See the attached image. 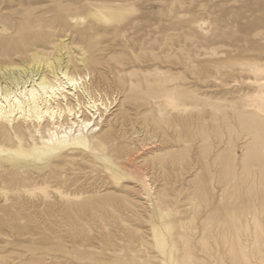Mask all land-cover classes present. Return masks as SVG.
Listing matches in <instances>:
<instances>
[{"label": "rangeland", "instance_id": "1", "mask_svg": "<svg viewBox=\"0 0 264 264\" xmlns=\"http://www.w3.org/2000/svg\"><path fill=\"white\" fill-rule=\"evenodd\" d=\"M24 8L73 16L108 105L92 154L0 171V264H264V0H0Z\"/></svg>", "mask_w": 264, "mask_h": 264}, {"label": "bare ground", "instance_id": "2", "mask_svg": "<svg viewBox=\"0 0 264 264\" xmlns=\"http://www.w3.org/2000/svg\"><path fill=\"white\" fill-rule=\"evenodd\" d=\"M126 11L94 7L91 14L106 24L119 21ZM32 15L24 8L0 16V171L14 168L24 173L34 168L42 172L66 153L92 154L108 105L98 103L93 81H86L89 60L85 51L81 50V59L73 60V42L62 39L73 16L61 14L62 28L56 31L50 23L54 18L42 15L28 26ZM41 25L51 29L43 33ZM94 27L92 22L80 34H90ZM10 44L13 47L6 48Z\"/></svg>", "mask_w": 264, "mask_h": 264}]
</instances>
